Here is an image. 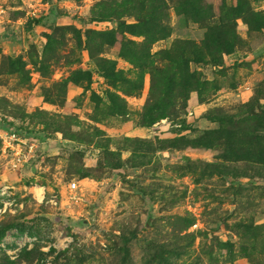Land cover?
Segmentation results:
<instances>
[{"label": "rangeland", "instance_id": "374dc122", "mask_svg": "<svg viewBox=\"0 0 264 264\" xmlns=\"http://www.w3.org/2000/svg\"><path fill=\"white\" fill-rule=\"evenodd\" d=\"M5 127L0 264H264V0H0Z\"/></svg>", "mask_w": 264, "mask_h": 264}, {"label": "built area", "instance_id": "2783aa9c", "mask_svg": "<svg viewBox=\"0 0 264 264\" xmlns=\"http://www.w3.org/2000/svg\"><path fill=\"white\" fill-rule=\"evenodd\" d=\"M0 139L3 141L5 145L4 150L11 152L13 154V159H12L13 165H11L12 171L17 173L23 172L24 166L28 162L26 156H28V154L32 152V147L34 145L30 144L25 151H22V146H24L26 140L25 138H22V135L19 130H16L12 127H5L3 129H0ZM9 189H10L9 187L4 186L3 189L1 190V195H8L6 193H8ZM69 189L70 190L77 189L76 184L71 183L69 185ZM43 197L44 194H42L41 199H43ZM51 203L56 204L57 202L55 201V199H53ZM5 206L6 203H4V207L0 209V213L5 212V208H6Z\"/></svg>", "mask_w": 264, "mask_h": 264}, {"label": "bare ground", "instance_id": "6f19581e", "mask_svg": "<svg viewBox=\"0 0 264 264\" xmlns=\"http://www.w3.org/2000/svg\"><path fill=\"white\" fill-rule=\"evenodd\" d=\"M35 194L38 198H41L42 197V194H43V188L41 187H36L35 188Z\"/></svg>", "mask_w": 264, "mask_h": 264}, {"label": "crops", "instance_id": "0c3cea01", "mask_svg": "<svg viewBox=\"0 0 264 264\" xmlns=\"http://www.w3.org/2000/svg\"><path fill=\"white\" fill-rule=\"evenodd\" d=\"M25 170L27 171V167L24 169V171H25ZM31 172H32V170H31V169H29V170L27 171V173H26V174H28V173L30 174Z\"/></svg>", "mask_w": 264, "mask_h": 264}]
</instances>
